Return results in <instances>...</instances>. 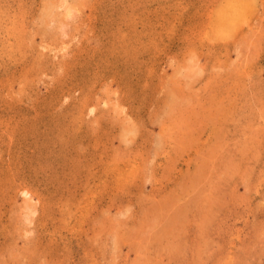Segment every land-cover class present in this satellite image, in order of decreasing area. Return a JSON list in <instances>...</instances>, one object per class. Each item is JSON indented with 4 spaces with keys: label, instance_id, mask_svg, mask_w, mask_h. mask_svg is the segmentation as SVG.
I'll use <instances>...</instances> for the list:
<instances>
[{
    "label": "rangeland",
    "instance_id": "rangeland-1",
    "mask_svg": "<svg viewBox=\"0 0 264 264\" xmlns=\"http://www.w3.org/2000/svg\"><path fill=\"white\" fill-rule=\"evenodd\" d=\"M0 264H264V0H0Z\"/></svg>",
    "mask_w": 264,
    "mask_h": 264
}]
</instances>
